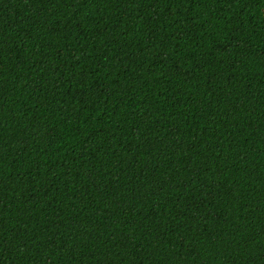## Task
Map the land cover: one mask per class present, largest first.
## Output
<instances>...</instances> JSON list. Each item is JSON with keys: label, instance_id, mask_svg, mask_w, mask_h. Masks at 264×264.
<instances>
[{"label": "trees", "instance_id": "obj_1", "mask_svg": "<svg viewBox=\"0 0 264 264\" xmlns=\"http://www.w3.org/2000/svg\"><path fill=\"white\" fill-rule=\"evenodd\" d=\"M0 264H264V0H0Z\"/></svg>", "mask_w": 264, "mask_h": 264}]
</instances>
